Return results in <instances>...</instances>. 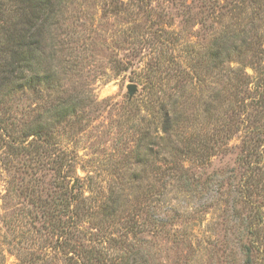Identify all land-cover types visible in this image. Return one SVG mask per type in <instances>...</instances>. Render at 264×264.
<instances>
[{"label":"rangeland","instance_id":"obj_1","mask_svg":"<svg viewBox=\"0 0 264 264\" xmlns=\"http://www.w3.org/2000/svg\"><path fill=\"white\" fill-rule=\"evenodd\" d=\"M52 2L51 87L0 102V264H264V0Z\"/></svg>","mask_w":264,"mask_h":264},{"label":"trees","instance_id":"obj_2","mask_svg":"<svg viewBox=\"0 0 264 264\" xmlns=\"http://www.w3.org/2000/svg\"><path fill=\"white\" fill-rule=\"evenodd\" d=\"M22 4V18L12 26L14 22L6 25L0 24V102L3 97L13 92L24 91L29 89L34 93L42 92L45 88L49 89L54 80V68L44 67L41 61L44 42L46 36L50 31L53 11L52 0H18ZM27 7V9H26ZM26 9V10H25ZM2 20V18H0ZM50 33V32H49ZM218 52L214 56L213 64L215 66H221V70L225 69L222 62L218 60ZM194 75L195 71H188ZM222 102H220L221 105ZM65 106V107H63ZM56 111L62 112L59 116L63 117L67 115V110L74 109L75 103L68 100V103L58 104L54 106ZM216 110V109H214ZM64 112V113H63ZM166 114V113H165ZM176 115L173 118L166 116L165 126L170 127L172 120L175 121ZM3 122L0 119V123ZM256 156L254 152H247ZM247 154L245 157H247ZM66 194L69 201L62 202L61 199H54L53 209L60 212L61 210H68L70 204L73 207L79 205L82 201V195L80 190L74 187L72 183L70 186L66 184ZM249 195V193H248ZM247 195V196H248ZM52 204V205H53ZM70 211V217L76 214L73 208ZM59 220V224L53 223V226L58 229H62V220ZM68 221L67 227H63L62 233L68 234L67 229L76 230L77 224L74 222L70 224ZM246 248V246H245Z\"/></svg>","mask_w":264,"mask_h":264},{"label":"water","instance_id":"obj_3","mask_svg":"<svg viewBox=\"0 0 264 264\" xmlns=\"http://www.w3.org/2000/svg\"><path fill=\"white\" fill-rule=\"evenodd\" d=\"M133 89H134V85H131V84H130V85L128 86V90H129V92L131 93V92L133 91Z\"/></svg>","mask_w":264,"mask_h":264}]
</instances>
